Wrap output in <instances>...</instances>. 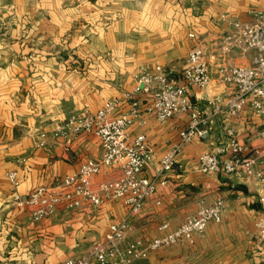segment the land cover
I'll use <instances>...</instances> for the list:
<instances>
[{
    "label": "crops",
    "instance_id": "crops-1",
    "mask_svg": "<svg viewBox=\"0 0 264 264\" xmlns=\"http://www.w3.org/2000/svg\"><path fill=\"white\" fill-rule=\"evenodd\" d=\"M252 9H264V0H0V264H62L80 257L128 213L121 201L99 207L84 203L78 209L60 207L35 222L27 209L14 206L9 172H18V192L28 195L40 187H56L87 159L103 156L93 134L79 135L68 147L50 138L40 148L38 133L51 131L85 107L96 112L107 101L122 98L142 66L160 63L181 71L195 44L191 34L205 39L211 54L210 42L231 31L221 17L249 21ZM251 61L252 54L236 55L233 63ZM216 89L225 93L227 88ZM138 98L144 106L149 102L146 95ZM127 108L123 102L115 115ZM186 126L187 117L181 115L130 127L132 136H147L154 152L143 176L154 175ZM263 128L264 118L246 109L240 119L217 118L209 140L184 148L182 169L146 201L129 240L144 244L174 232L196 213L202 199H225L223 221L209 224L194 243L182 241L131 264H264V240L257 229L264 216V187L234 175L198 171V157L224 146L229 129L242 144L251 145ZM119 175L118 166H105L93 181ZM165 224L169 228L161 230Z\"/></svg>",
    "mask_w": 264,
    "mask_h": 264
},
{
    "label": "built area",
    "instance_id": "built-area-1",
    "mask_svg": "<svg viewBox=\"0 0 264 264\" xmlns=\"http://www.w3.org/2000/svg\"><path fill=\"white\" fill-rule=\"evenodd\" d=\"M249 14L251 19L245 22L221 17L231 31L210 42L211 54L206 50V40L191 34L195 44L181 71L160 63L142 66L133 88L122 98L107 101L96 112L85 107L55 123L51 131L38 133L40 148H46L50 138L61 140L68 147L79 135L93 134L103 147L100 160L87 159L78 171L66 176L56 187H40L28 195L18 192V172L8 173L13 204L27 209L31 221L49 218L60 207L72 210L84 203L99 207L107 201H121L127 206V215L109 227L104 240L84 255L62 264H131L182 241L194 243V236L203 234L209 224L223 221L225 199L218 197L212 202L202 199L196 213L183 219L174 232L144 244L129 240L135 232L134 219L146 201L168 185L172 174L182 169L179 157L187 145L195 140H209L217 118L240 119L246 109L264 118V9H252ZM250 54L251 64L233 63L236 55ZM217 87L227 88L226 92L217 93ZM138 95L148 96L149 102L144 106ZM123 102L127 103V111L115 115ZM181 115L187 117V126L180 131L179 141L161 158L152 177L143 176L146 166L154 160V152L147 136H132L130 127L136 124L143 128L148 119L164 122ZM227 136L224 146L198 157V171L234 175L264 187V128L252 137L251 145L242 144L233 129L227 131ZM105 166H118L120 175L94 184L93 179ZM261 201L264 203V198ZM168 228L165 224L161 230ZM257 229L264 240V216L258 220Z\"/></svg>",
    "mask_w": 264,
    "mask_h": 264
}]
</instances>
